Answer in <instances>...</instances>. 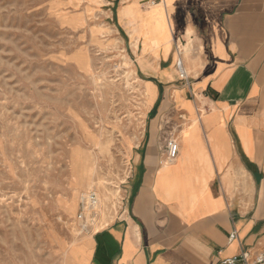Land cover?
Returning <instances> with one entry per match:
<instances>
[{"label": "crops", "instance_id": "obj_1", "mask_svg": "<svg viewBox=\"0 0 264 264\" xmlns=\"http://www.w3.org/2000/svg\"><path fill=\"white\" fill-rule=\"evenodd\" d=\"M136 1H108L117 4L116 26L149 99L143 137L131 152L129 204L66 251V260L224 264L263 249L264 0H154L172 21L169 45L161 36L156 55L142 52L141 40L133 46L128 12ZM175 36L189 86L176 77ZM171 136L179 153L168 161ZM232 229L237 237L228 242Z\"/></svg>", "mask_w": 264, "mask_h": 264}, {"label": "rangeland", "instance_id": "obj_2", "mask_svg": "<svg viewBox=\"0 0 264 264\" xmlns=\"http://www.w3.org/2000/svg\"><path fill=\"white\" fill-rule=\"evenodd\" d=\"M108 1L0 0V264H72L65 252L128 207L148 99ZM133 6V46L156 55L172 21L163 13L165 30L148 42L155 5ZM89 191L98 209L85 230L77 214Z\"/></svg>", "mask_w": 264, "mask_h": 264}, {"label": "built area", "instance_id": "obj_3", "mask_svg": "<svg viewBox=\"0 0 264 264\" xmlns=\"http://www.w3.org/2000/svg\"><path fill=\"white\" fill-rule=\"evenodd\" d=\"M155 4L154 0H151ZM173 46L178 55V58L175 62V71L176 77L179 82L184 85L189 86L191 77L180 58L182 53V44L180 37H174ZM199 112H202L201 110ZM179 153V144L176 136H171L166 141L165 155L166 160L173 161L176 159ZM98 208V199L94 191H89L82 196L80 202V208L77 214V219L81 221L82 228L85 229L88 225V219L92 221L94 219V214ZM86 230V229H85ZM237 237V232L235 229H232L228 234V242L233 241ZM224 264H264V248L257 251H251L245 249L241 251L238 255L229 257L223 261Z\"/></svg>", "mask_w": 264, "mask_h": 264}, {"label": "bare ground", "instance_id": "obj_4", "mask_svg": "<svg viewBox=\"0 0 264 264\" xmlns=\"http://www.w3.org/2000/svg\"><path fill=\"white\" fill-rule=\"evenodd\" d=\"M149 1L151 4H153L151 0ZM162 16H163V11L161 9V6L158 5L154 6V8L147 11L145 15V26L148 33V42L156 41V39L160 37L159 34H161V32L165 30V27L163 28L161 26ZM165 37L168 38L167 34L165 35ZM148 103H149V99H148Z\"/></svg>", "mask_w": 264, "mask_h": 264}]
</instances>
